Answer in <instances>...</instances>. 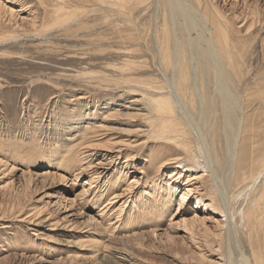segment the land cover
Segmentation results:
<instances>
[{
	"label": "bare ground",
	"instance_id": "obj_1",
	"mask_svg": "<svg viewBox=\"0 0 264 264\" xmlns=\"http://www.w3.org/2000/svg\"><path fill=\"white\" fill-rule=\"evenodd\" d=\"M93 1L97 2H90L92 4H87L88 6H86V3L82 4L83 2H78V0L77 2L80 4H76L73 1V4H70V1L68 4L64 0H51L45 11L47 20L43 21L37 27H30L33 28L31 32L34 33V35L32 34L33 36L43 37L50 50H57L59 52L61 48L54 44V38L56 36H73V32L75 31H73L72 27L75 29L83 28L84 25L89 22L88 16L91 13L100 14V19L103 21L102 23L107 25L109 31L107 35V44H109L107 46L111 51L113 50L114 53L126 56L124 60L121 62L118 61L119 63L116 64L118 65L117 68L121 70V72L125 71L124 73H127V75L120 78V73L119 76H117L119 78L115 77L117 80L121 79L120 81L122 84L118 81L120 85L115 81L116 79L114 80L113 78L112 81H115L114 84L117 83L119 85L118 90L121 93L116 97H108L109 100L105 103L106 107L101 113V122L96 126L107 129L108 126L106 127V124L102 123L111 121L113 117L120 115L125 119V122L130 119L132 123L129 124L128 121V128L124 126V128L117 129L118 127H116L113 132L117 134H126L128 136L129 134H133L139 138L131 140L128 138L123 140L122 143L120 142V145H116L114 156H111L110 159H117L119 157H122V159L124 158L121 169H119L117 173L111 174L112 176L108 178L109 180L108 182L106 181V184L103 182V189L100 188L101 186L99 185L97 190L91 189L93 191L91 192V199L96 201L98 198L99 201L103 197V192L107 187V189L113 187L118 188L117 186L121 180H125L127 176V172H123V168H128L131 162L136 160L140 154L144 156L142 159L144 167H139L138 172L142 174L143 180L140 183L141 187L138 190H132L133 193L131 196L124 199L116 208H114V198H118L119 195L115 196L110 193L103 200L104 204L97 210L98 216L110 215L115 217L113 222H115L114 224L116 225H114L112 230L103 231L100 230L101 227H99V229L98 227L91 228L87 236H77L78 239L76 238L74 241L61 238L60 244L64 246H74L78 249L80 248L81 251L86 250L78 252L79 254H76V258L85 255L83 253H89L91 258L98 257L100 260L109 264L129 262V260H132L133 256L125 248H116L111 256L105 252L107 247H109L107 243L115 240L114 233L118 230L124 232L135 226L143 227L150 225L151 227V225L155 224L156 227H158L166 218L170 217L172 213L171 210L175 205L181 207L187 196L194 195L196 202L194 208L191 210L193 216H191V214L190 219L184 218L183 220L191 229H193L199 221L205 219L204 217H202V219L200 217L202 210L210 211L213 214H219L225 217L226 229L215 234L217 237V244L214 245L216 248L212 250L213 254H218L224 257L225 260H229L231 254L230 250L227 251L228 256L225 257L222 250V243L229 240L232 242L231 240H233L235 253L241 264H264V71L263 69L260 70L258 68L254 69L250 66H245L246 63L243 52L238 47L239 38L251 37L254 35L256 24L260 22L258 18L261 14L259 13V15L257 13V5L253 4V8L250 9L247 7L249 5L246 3V10L242 9L246 11L249 17L246 16V18L243 17L241 19L242 21L238 28H242L244 33L240 36L239 33L242 29L239 30L232 27L233 21H231L229 16L221 11L212 0L148 1L150 5L152 4L153 6L151 27L146 26L145 23L142 21L140 22L139 19L140 17L144 18V11L150 7L146 0ZM42 5L45 6L44 4ZM75 10L77 11L76 14L80 12V15H76L74 12ZM15 12L13 8L6 7L5 4L0 1V30L2 27L4 28L5 24L2 21L5 22V20L2 18L5 15H7L8 21L11 22L10 24L16 25L17 27L20 26L19 23L17 24V19L14 20L16 17ZM148 12L151 11L148 10ZM258 15L259 17L257 18ZM79 16L83 19L81 18L82 20H80ZM143 18L141 19L143 20ZM247 18L250 19L247 20ZM95 24L94 27H96ZM89 25L91 26V24ZM31 26H35L34 20H32ZM19 28L22 29V27ZM85 28L89 31V26ZM2 31L5 32V30ZM11 31H9V33H7V31V35L6 33L4 35L2 32V35H0V45L6 42L17 41L18 38L21 37H19V34H14V32ZM79 32H81V30ZM86 36H91V39L101 37L100 35H95L93 38V35L87 34ZM148 41L150 42L149 47ZM141 45H143V47L146 46V49L151 51V60L154 66L153 70L149 69V65L147 64L148 61L139 60L137 56V52H139ZM102 49H105V47H102ZM137 71H139V74L135 73ZM133 72L135 74H132ZM83 73L85 72L83 71ZM83 73L81 74L83 75ZM85 74L95 75V73L93 74L91 72ZM102 75L103 74L99 75V77ZM104 75L103 77H106ZM80 76L79 79L85 77ZM74 77L77 78V73ZM97 77L94 78L96 79ZM103 77L102 79L97 78V80L100 79L103 81ZM84 79L87 78L85 77ZM112 81L110 79L109 82L111 83ZM98 83L100 84V81H98ZM95 87L97 88L98 86L95 85ZM104 88L99 89V91ZM77 99H82V96H78ZM83 118L86 117L84 115H79L77 121L69 124V128H75V130L78 131V134L75 136H80L82 139L84 138L82 134H85L87 126H77V124L84 121ZM97 130L100 131V129ZM110 130L112 129L110 128ZM103 132L101 131V134ZM110 132L112 133V131ZM92 136L94 137V135ZM65 139L68 141V143L66 142L67 147H64V144L62 145L65 149L61 155L59 154L60 156H58V159L60 166L62 164L72 170L75 180L78 178L81 171L87 170L88 168L90 169V166L94 165H91V162H85L87 155L90 153L87 152L88 154H85L86 156L83 155L84 152L78 153L79 148L77 145L80 143H74V138L70 139L67 136ZM120 140L122 139L120 138ZM22 141L24 142V140ZM25 141L27 140L25 139ZM83 141H85V139ZM118 142L117 144H119ZM102 143L101 145L95 143V148L93 147V142L91 144L94 149L98 148V144L101 148H105L106 145V147H109H107V150H111V147L113 149V146L106 144L109 143L108 140H105L103 147ZM89 144L87 146L90 147L91 145ZM110 144L115 145L116 143L113 144L112 142ZM81 146L80 148L82 149L83 146ZM92 147H90V149ZM14 150L17 149H13L12 146L3 150V157L13 160V156L15 155ZM143 161L145 162L143 163ZM14 164L13 161L6 164V162H3L2 158H0V165L5 167L4 169L2 168L3 170L1 171L5 172L6 175V172L11 173L14 170ZM169 166L175 167L168 175V179L161 185L158 184L157 177L159 171ZM74 171L75 173H73ZM183 171L187 174H184ZM27 172L25 175L29 174ZM93 178H95V175L94 177L92 176L90 180ZM28 179L29 177L27 176V181ZM90 180L88 179L91 188L95 187ZM136 182L137 179L135 180L134 178L131 181H126V189L131 190V188H133L132 186L136 185L134 184ZM28 183L29 182H27V184ZM6 184L7 181L5 185ZM124 188L122 191H124ZM126 189L125 191H127ZM10 191H12V189ZM177 195L179 196L178 199L176 198ZM9 204L10 208L8 209V213L18 217L20 226L22 225V227H24L17 228L33 230L30 232L33 236L37 235V229L43 228L49 230V228L54 225V222H49L48 216L46 217L43 214L40 215V212H37L38 214L29 212L21 213V210H14L16 208H14L15 205L12 204V202H9ZM235 204H237L236 207ZM18 208L21 209L20 207ZM187 208L186 205L183 207L184 210L189 209ZM197 210L200 211V213H197ZM107 211L109 213H107ZM0 215V219H2L1 211ZM10 215L9 217H11ZM14 218L11 217L12 220ZM102 219L105 220L104 218ZM201 222L203 223V221ZM100 223H102L101 220ZM68 225L66 226V224H64L65 232L75 230V226ZM100 226L103 225L100 224ZM5 234L6 235L0 239V255L1 257L3 256V259L1 258L2 261L8 260L9 264H11L14 255L15 257L16 254L24 256L25 250H28V248L25 247V239H21L20 236L16 237L19 233L9 231ZM21 234L26 236L25 231L23 232L21 230ZM104 238L106 239L103 240ZM106 241L108 242L105 243ZM56 242L59 241L56 240ZM47 244L48 243L45 244L46 247ZM49 247L50 246L47 248ZM62 250L64 249L62 248L61 251ZM196 256L198 261L202 264H219L211 260L205 263L203 253L196 254ZM66 259H68V257ZM192 264L198 263L195 262Z\"/></svg>",
	"mask_w": 264,
	"mask_h": 264
},
{
	"label": "rangeland",
	"instance_id": "obj_2",
	"mask_svg": "<svg viewBox=\"0 0 264 264\" xmlns=\"http://www.w3.org/2000/svg\"><path fill=\"white\" fill-rule=\"evenodd\" d=\"M0 1L3 4H5L6 7L13 8V10L16 11L15 15L18 18L14 16L15 17L14 20L17 19V24L18 23L20 24V26L18 27L16 25L10 24L11 22L8 21V17H6L7 15L3 16L2 19L5 20V22L4 21L2 22L5 25L3 24L4 28L3 27L1 28L0 35H2V32L5 35L7 31H8L7 33H9V31L12 30L11 32H14V34L16 33L19 34V37L21 36L20 38H18L17 41L6 42L5 44L3 43L0 45V158H2V161L6 162V164L11 163L12 161L13 164L15 163L14 170L11 173L6 172L7 175L5 174V172L1 171L5 167L0 165V172H3L0 173V206H1L0 211L2 213V219H0V223H1L0 239L3 238L6 235L5 233H8L9 231H15L19 233L18 236L16 237L20 236L21 239H25L24 240V243L26 242L25 247L28 248V250H25L26 251L24 254L25 257L20 256V254H16L15 257V255L13 254L15 260L13 259V262L11 264H109L104 262L103 260H100L98 257L91 258V255L89 253H83L85 255L82 256L80 255L81 257L78 256L79 258L78 257L76 258V254L77 255L79 254L78 252H82L86 250L81 251L80 248L78 249L77 247L74 246H64L60 244L61 243L60 241L61 238L62 239L67 238L69 240L74 241L77 238V236L78 237L87 236L89 234L88 231L91 228H95V227H98V229L99 227H101L100 230L103 231L112 230L114 225H116L114 224L115 222H113L115 220V217L110 215L109 216L103 215L102 217L98 216L99 214L97 210L101 208V206L104 204L103 200L105 199V197L110 193L111 195H115V196L119 195L120 197L118 196V198L117 197L114 198L115 201L114 208H116L119 205V203L121 204V202H123L124 199H126L128 196H131L133 191L138 190L141 187L140 183L143 180V176L141 173L138 172V168L144 167V165L142 164V159L144 158L143 154H140L137 157L139 159L136 158V160H133L128 168H123V172H127V176L126 179L125 180L122 179L119 185L117 186L119 189L114 187L107 189L108 188L107 187L103 192V197L99 201L98 198L96 201L91 199V192H93L92 190H97L98 185L101 186L100 188L103 189L104 187L102 186L104 185V183L106 184L108 182L109 180L108 178L112 176L111 174H115L119 169H121L122 161L124 160V158L122 159V157H119L117 159H112V158L110 159L111 156L112 157L114 156V152L117 147L116 145H120L123 140L128 138L129 140L134 138L135 139L139 138L134 136L133 134L132 135L129 134L128 136L126 134L125 135L120 133L117 134L113 132L116 129V127H118L117 129L124 128V126L125 128H128V123L129 124L132 123L130 119L128 120L129 122L127 121L128 123L125 122V119L120 115L117 116L118 118L113 117L111 121L102 123V124H106L105 126L110 127L112 130H110V128L108 127L107 129H104V127H97L98 126L97 124L101 122V113L104 111L106 107L105 103L107 100H109L108 97L109 96L116 97L121 93L118 90V86L121 83L120 81L121 79L117 80L116 78H119L117 76H119L120 73H121L120 78L122 76H126L127 73H124L125 71L121 72V70L117 68L118 65L116 63H119L122 60H124V57L126 56L120 55L119 53H114V51L113 50L111 51L107 46L109 44V43L107 44L108 42L107 35L109 31L107 25L102 23L103 21L102 19H100V14L97 15L91 13L88 16L89 22L86 23L83 28L75 29L74 27H72L73 31H75L73 32L74 37L73 36L65 37L64 35L58 37L56 36L54 38L55 41L54 40L53 41L54 44L58 45V47L61 48V51L59 49L58 52L57 50H52V49L50 50V48L47 47V44L45 43L43 37L33 36L34 33L31 32L34 27L39 26L43 21L47 20V14H45V11L47 10L48 4L51 2V0H0ZM64 1H66L67 3L70 1L69 2L70 4H73V2L76 4L78 2H83L82 4L86 3L85 4L86 6L97 2V1L94 2L93 0H84V1L78 0V2L77 0H64ZM148 1L151 2V0H146L147 3H149ZM212 2L215 5H217L221 11H223L229 16V19L233 21L232 27L239 30L242 29V28H238V26L241 24L242 21L241 19L243 17L246 18L247 16L246 11H243L242 9L246 10L247 4L249 5L247 7H249L250 9L253 8L254 6L253 4L257 5V7L255 6L259 11V12L257 11V13L261 14V15L259 14L260 17L259 15L257 16V18L259 17L258 21L260 22L256 24L254 35H252L251 37L239 38L238 47L243 52L245 58L244 60L246 63L245 66H250L254 69L257 68L260 70L263 69L264 71V0H212ZM42 4H44L45 6H43ZM148 8L146 9L147 12L145 10L144 11L145 14L143 13L144 18L140 17L139 19L140 22L142 21L145 23L146 26L151 27V20L153 13L152 4ZM76 10L74 11L75 14L77 13ZM148 10L151 12H148ZM239 13L242 15H240ZM78 14L80 15V12H78ZM81 18L82 17L79 16L80 20L83 19ZM141 18H143V20ZM249 19L250 18H247V20ZM32 20L35 21V26H31ZM95 22L97 25L95 24ZM89 24H91V26ZM94 24L97 28L94 27ZM86 26L87 27L89 26L88 28L89 31L85 28ZM19 27H22V29H20ZM12 28H14L17 31H15ZM2 30H5V32ZM80 30L81 32H79ZM242 33H244L243 29L239 33L240 36L242 35ZM86 34L93 35L92 36L93 38L95 37V35H100L101 37L98 38L95 37L96 39H91V36H86ZM149 43L150 42L148 41V47H149ZM99 45L101 46V48ZM90 46L93 47L91 48ZM102 47H105V49H102ZM144 47L143 45L140 46L139 48L140 50L139 52H137V56L139 57V60H143L146 62L148 61L147 64L149 65V69L153 70L154 66L151 60L152 59L151 51L146 49V46ZM80 48H82L83 51ZM83 71L85 73L88 72L89 73L91 72L93 74L95 73V75H90V74L88 75L83 73ZM137 72L135 73L139 74V71ZM76 73H77V78L74 77ZM79 73L80 74L83 73V75L81 74V76H85L87 79H84L85 77H81ZM135 73L133 72L132 74ZM97 74L99 75L105 74L104 76L106 77H103V75L99 77V75ZM79 76L81 77L80 79ZM94 77L101 79L103 77L104 80L103 81H101L100 79L97 80V78L95 79ZM88 78L91 79L92 83ZM113 78L114 80L116 79L115 81L119 85L117 83H115L117 85L114 84L115 81H112ZM110 79L113 83L109 82ZM98 81H100V84L98 83ZM118 81H120V83ZM95 85H97L98 87L96 88ZM101 88L104 89L99 91V89ZM95 89L98 91H96ZM78 96H82V99H77ZM79 115L80 116L84 115L86 117L83 118L84 121L80 122L79 124L76 123L77 126L79 125L87 126V130H85V134H82L84 135L83 139L80 136H75L76 134H78V131H76L75 128H69V124L77 121ZM96 128L100 129V131L97 130ZM35 131L37 134L35 133ZM101 131L104 132L101 134ZM110 131H112V133ZM105 132L107 133V135ZM92 135H94V137ZM66 136L70 139L74 138V143H80L79 145H77L79 148L78 153L84 152L83 154L84 156H86L85 154L88 153L91 154V155L90 154L87 155L85 162L86 161H87L86 163L91 162V165H94V166H90V169L86 168L88 171L87 170L81 171V173H79L80 177L78 176V178L75 180L72 174V170H70L69 168L65 167L62 164L60 166L58 159V156H60L61 153H63L65 149L64 147L68 143V141L65 139ZM120 138L122 140H120ZM25 139L27 141H25ZM84 139L85 141H83ZM22 140H24V142ZM105 140L109 141V143L106 144L113 146V149L111 147V150H107L108 146L106 147V145L105 148L103 147V144H105L104 143ZM81 142L82 143L84 142L83 145ZM90 142L91 143L93 142V147L95 143H99L101 145V143L103 142L102 143L103 148H101V146L98 144L97 147L99 149L98 148L94 149L95 147L93 148ZM112 142L113 144L115 143L116 144L111 145L110 143ZM117 142L119 144H117ZM87 143L88 144L90 143L89 145H91L90 146L92 147L91 149L89 146H87L88 145ZM11 146L13 147V149H17L14 150L15 155L13 156V160H11L10 158L6 159V157H3V153H4L3 150H6L8 147ZM80 146L82 147V149L80 148ZM144 162L145 161H143V163ZM174 167L175 166L173 167L169 166L166 169H161L157 177V183L161 185L164 181H166L168 179V175L173 171ZM26 172L29 174L25 175ZM183 172L184 174H187L185 171ZM73 173H75V171ZM93 174L95 175V178L90 180L92 176L94 177ZM27 176L29 177L28 181H27ZM133 178L135 180L137 179V182L134 183L137 186L134 185L132 186L133 188H131V190H127L125 185L126 181H131ZM88 179L92 182V184L95 187L91 188ZM6 181L7 184L5 185ZM27 182L29 183L27 184ZM3 186H7V187H3ZM24 187L25 189L26 188L27 189L25 190ZM123 188L124 191H122ZM11 189L12 191H10ZM82 189H85L86 192L85 190ZM125 189L127 191H125ZM175 194H179V193H175ZM176 198L178 199L179 196L177 195ZM9 202H12V204L15 205L14 208L16 209L14 210H21V213L29 212L34 214L40 212V215L43 214L46 217L48 216L47 218H49L48 219L49 222L50 223L54 222V225L51 228H49V230L43 228L37 229L36 231L37 235L35 236L30 234V232L33 230H26L21 228L18 229L17 227H22V225L20 226V222H18L19 220L18 217L12 215L11 213H8V209L10 208ZM195 202L196 199L194 195L187 196L184 201V204L181 207L175 205L171 210L172 213L170 217L166 218L160 224V226L158 225V227H156V225L153 224L154 226L151 225V227L150 225L143 227L135 226L134 228L131 227L129 230H125L124 232L122 230L121 231L118 230L117 232L114 233L115 240L113 242L110 241L109 243H107L108 241L105 242L109 244V247H107V250L105 252L111 256L113 252H115V249L118 247L127 249L133 256L132 260H129V262H124L122 264H192L195 262L198 264H202L198 261L196 256V254H200V253L204 254L205 263L211 260L219 264H238V263L241 264L239 258L236 256L233 240H231L232 242H230L229 240V241H224L222 243V250L225 257L228 256L227 251L230 250L231 254L229 260H225L224 257H221L218 254H213L212 252V250L216 248V246L214 245L217 244V240H216L217 237L215 234L226 229L225 217L219 214H213L210 211L208 212L202 210L200 217L201 219L202 217H204L205 219L201 220L203 221V223L199 221L193 229H191L186 224V222L183 221L184 218L190 219L191 216H193L191 210L194 208ZM237 204H235V207L237 206ZM185 205L189 208V209L187 208L188 210L183 209ZM18 207H20L21 209H19ZM198 212L200 213V211L197 210V213ZM107 213L109 212L107 211ZM9 215L13 218L14 217L16 218L12 220L11 217H9ZM102 218H104L105 220H103ZM100 220L102 221V223H100ZM103 223H105L106 225ZM64 224H66V226L68 224L75 226V230L70 232H65ZM100 224L103 226H100ZM21 230L23 232L24 231L26 232V236L24 234H21ZM105 239L106 238H104L103 240ZM56 240H58L59 242H56ZM46 243H48L47 247L50 246L49 247L50 249L46 247L45 245ZM62 248L64 250L61 251ZM88 254L90 255V258ZM66 256L68 257V259H66L67 258ZM84 257L86 260L84 259ZM1 258L3 259V256L1 257L0 255V261H1L0 264H9L7 258H6L7 261H2Z\"/></svg>",
	"mask_w": 264,
	"mask_h": 264
}]
</instances>
